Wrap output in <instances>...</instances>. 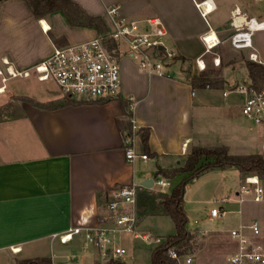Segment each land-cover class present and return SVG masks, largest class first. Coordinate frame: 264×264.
I'll return each instance as SVG.
<instances>
[{
	"label": "crops",
	"instance_id": "crops-1",
	"mask_svg": "<svg viewBox=\"0 0 264 264\" xmlns=\"http://www.w3.org/2000/svg\"><path fill=\"white\" fill-rule=\"evenodd\" d=\"M72 1L87 14L101 16L108 30L117 17L136 20L141 29L149 18L158 17L167 30L164 45L181 57L174 61L181 60L182 65L177 72H172L170 65V74H158L141 69L123 55L122 83L116 97L84 98L86 101L46 107L44 104L55 100L54 96L24 94L29 99L18 102L17 113L0 112V251L12 257L15 264L17 259L32 257H50L55 264L54 246L66 243L54 234L79 226L82 233L74 235L73 240L76 236L83 239L86 228L107 220L108 202L116 187L142 183L153 173L156 176L158 167L183 165L188 149L194 145L225 146L229 150L224 141L226 129H240L239 119H248L241 112L245 95L237 92L243 100L236 102L231 96L235 92L223 93L233 75L222 78L223 85L193 87L186 67L190 66V73L196 76L195 70H200L197 59L203 58L207 65L219 57L221 63L216 68L237 59L229 57L227 49L216 50L230 42L227 33L235 17L264 20V9L252 0H211L212 8H205L206 0ZM115 6L117 14L109 11ZM42 20L49 28L43 27ZM212 31L219 42L207 49L204 37ZM98 34L93 27L70 24L62 11L37 18L25 0H0V68L4 59L16 68H27L48 56L55 45L80 43ZM253 44L257 62L264 65V28L254 31ZM250 51L237 49L246 59ZM6 89L7 85L0 93ZM7 101H1L0 106ZM129 110L131 115L127 114ZM130 130L135 150L147 153L148 159L128 161L125 148ZM145 130L147 146L143 142ZM256 143L262 151L240 154L264 152V138L259 137ZM153 189L143 188L138 199L141 192ZM251 203H241L242 219L258 216L264 232V214L249 213ZM237 210L230 212L239 218Z\"/></svg>",
	"mask_w": 264,
	"mask_h": 264
},
{
	"label": "built area",
	"instance_id": "built-area-1",
	"mask_svg": "<svg viewBox=\"0 0 264 264\" xmlns=\"http://www.w3.org/2000/svg\"><path fill=\"white\" fill-rule=\"evenodd\" d=\"M117 10L118 7L115 6L109 11L117 14ZM232 24L235 31L230 35L231 45L236 49H251L249 59L258 61V54L253 44V33L258 28H264V20L255 18L240 20L235 17ZM166 33L167 30L158 17L149 18L147 26L142 29L136 20L117 17L114 27L105 34H98L80 43L55 45L48 56L27 68H16L4 59V66L0 68L3 82L0 89H5V83L9 77L35 75L41 81L54 80L63 93L75 98L110 99L116 97L122 83L120 59L124 54L135 60L145 71L170 74L169 66L177 54L164 45L163 38ZM204 41L207 49H211L219 42V39L209 42L208 35H206ZM213 62L219 65L221 60L219 57H214ZM196 63L200 70L207 66L203 58L197 59ZM230 92L245 95L241 107L242 114L264 127V87L258 90L246 82H240L223 93L227 95ZM125 154L130 162H134L137 158L142 160L149 158L147 153H138L135 150L132 145V136L126 139ZM154 183L162 186L170 184L163 177L157 178ZM143 188L145 186L142 183L132 182L114 189L108 202L110 217L114 224L109 226L100 223L97 226L86 228L83 232L84 248L88 245L98 246L101 247L104 256L111 253L113 257H119L125 251L122 247L110 248L106 244L111 241L110 233L117 230H135L137 226L136 205L138 195ZM231 199L240 203L247 201L264 203V179L256 174L244 176L243 183L235 192V197L228 194L213 200L215 205L209 209V216L212 218L225 216L231 210L226 209L224 204ZM235 215L242 219V210H237ZM228 230L234 241V248L227 254L225 264H264V243L261 239L263 222L258 216L251 217L248 222L242 219ZM81 233L82 228L77 226L67 233L54 234V236L58 235L62 243H67L73 240L74 235ZM135 235L146 241L162 242L161 236H153L146 232H136ZM12 249L13 251L18 250V248ZM170 255L179 260L182 254L171 249ZM185 261L190 263L192 258L187 257ZM64 264H74V262L68 259Z\"/></svg>",
	"mask_w": 264,
	"mask_h": 264
},
{
	"label": "rangeland",
	"instance_id": "rangeland-1",
	"mask_svg": "<svg viewBox=\"0 0 264 264\" xmlns=\"http://www.w3.org/2000/svg\"><path fill=\"white\" fill-rule=\"evenodd\" d=\"M251 2L264 9V0H252ZM223 11L224 7L221 6L219 12L222 13ZM234 31L235 27L231 26L227 35H231ZM24 40L26 41V39ZM24 40H22V42ZM22 42H18L17 44L19 45ZM221 49H227L230 52L229 57H235L237 59L233 62L229 61L231 63L226 64L228 67L219 66L222 70L221 72H212L211 74L218 78H224L225 80L229 78L230 75H233L230 79L233 85L229 82L228 88L240 83L238 82L239 80L242 82H249L247 68L245 67L246 56L237 52V49H234L229 41L222 44V46H218L216 51L219 52ZM123 57L129 56L126 55ZM129 58L132 59L131 57ZM238 61L239 63H237ZM137 65L140 67L138 63ZM181 65V60L173 61L171 63V71L177 72ZM207 66L210 69L216 68L213 61L207 62ZM186 68L187 75H192L193 72L190 73V66ZM199 71L200 70L196 69L195 74L198 75ZM237 78H239V80ZM2 84L3 82L0 76V85ZM5 84L7 85V89L5 92L0 93V102L9 101L0 106V112L6 115H13L18 112V102L23 99L24 94L39 98L51 95L56 98L55 101L57 102L64 101L67 97L54 80L48 79L41 81L35 75L9 77ZM231 96L235 97L234 101L236 102L243 100V95L237 92L232 93ZM195 108L196 128H198L200 127L198 124L200 112L198 106ZM209 121L211 122L210 126H215L212 118H210ZM238 125L240 129L235 128V126L226 129L227 134L224 137V141L229 145L228 151L236 154L262 151L261 147H258L256 140L259 137L264 138V127L254 123L249 118L239 119ZM223 129L225 131V128ZM191 148L192 147L188 149L187 154L191 151ZM151 177L154 181L159 177H163L170 182L167 186H162L157 183L153 184V192L157 198L163 193L171 192L172 188L183 179L179 174L172 178H167L165 176H154L153 173ZM242 183L243 177L239 170L236 167H229L226 169H209L200 174L189 184L185 191L184 205L189 218L188 225L194 237L190 246L187 247L186 252L177 260L178 264H225L227 254L234 248V241L228 229L239 223L241 219L240 217H235L231 212H228L223 217L212 218L209 216L208 211L215 205L213 202L215 198L228 194L235 197V191ZM240 206H242V204L234 199L224 204V207L228 210H237ZM248 209L250 210L248 212L254 215L264 214V203H251ZM136 211H138L137 205ZM108 215L107 220L102 223L112 226L114 221L110 217V210ZM195 219L198 221L195 222ZM250 219L251 217L246 218L244 221L248 222ZM136 225L135 230H117L114 233H110L111 241L106 244L107 247L112 248L114 246H119L125 250L119 257H113L111 253L104 256L101 247L98 246L92 247L88 245L84 248V238L82 239L76 236L74 240L66 244H57L54 246L53 251L54 254H56L55 264H64L68 259L73 260L74 264H112L117 261L127 264H149L151 263L154 248L158 244H161L166 236L174 234L176 232V227L171 216L160 213L142 216L137 212ZM136 232H146L153 236H161L162 242L156 243L154 241H146L142 237L136 236ZM261 239L264 243V232ZM48 253L50 256V248H48ZM187 257L192 258L190 263H186L185 259ZM0 264H15V262L12 257L8 258L6 252L0 251Z\"/></svg>",
	"mask_w": 264,
	"mask_h": 264
},
{
	"label": "trees",
	"instance_id": "trees-1",
	"mask_svg": "<svg viewBox=\"0 0 264 264\" xmlns=\"http://www.w3.org/2000/svg\"><path fill=\"white\" fill-rule=\"evenodd\" d=\"M30 6L33 14L37 18L46 17L54 11H62L68 22L75 26H86L95 28L99 34H105L108 27L104 19L99 15H90L84 12L72 0H25ZM52 39H56L53 34H50ZM179 57V56H178ZM177 56L175 58H178ZM181 58V57H179ZM245 66L248 72L249 84L255 89L264 87V65L260 62L245 59ZM212 72H221V68L210 69L206 67L200 70L196 76L189 75L193 87H214L223 85L222 78L213 76ZM64 101L52 100L44 105L46 107H56L67 103H78L86 101V99H76L69 94ZM28 100V97H23ZM131 115V110L127 112ZM132 126V125H131ZM132 136V131L128 134ZM143 142L148 145V130L143 133ZM236 167L242 177L256 174L261 179H264V153H249V154H232L225 146H202L194 145L191 151L187 154L185 162L179 167L172 169H164L158 167L157 175L166 177H174L179 172L187 173L183 179L177 183L169 193H163L158 198L153 190L141 192L137 203V212L139 215L146 214H166L171 216L174 221L176 232L165 237L161 244H158L153 252L151 263L149 264H178L177 260L170 255L171 249H175L179 254H184L187 247L190 246L194 237L193 232L189 228V218L184 209V198L187 185L203 172L213 169ZM147 190V189H146ZM158 199V200H157ZM127 264L125 262L112 264ZM16 264H53L50 257H32L17 259Z\"/></svg>",
	"mask_w": 264,
	"mask_h": 264
},
{
	"label": "bare ground",
	"instance_id": "bare-ground-1",
	"mask_svg": "<svg viewBox=\"0 0 264 264\" xmlns=\"http://www.w3.org/2000/svg\"><path fill=\"white\" fill-rule=\"evenodd\" d=\"M204 6H205V8H212V1L211 0H206V2L204 3ZM41 22H42L44 28H46V29L49 28L48 23L46 22V20H42ZM213 39L215 41L218 40V38L216 36V33L212 31L208 35V40H209V42H211V41H213ZM2 90L3 89H0V91H2Z\"/></svg>",
	"mask_w": 264,
	"mask_h": 264
},
{
	"label": "water",
	"instance_id": "water-1",
	"mask_svg": "<svg viewBox=\"0 0 264 264\" xmlns=\"http://www.w3.org/2000/svg\"><path fill=\"white\" fill-rule=\"evenodd\" d=\"M142 184L145 186V187H152L153 184H154V180L152 177L148 178V180L142 182Z\"/></svg>",
	"mask_w": 264,
	"mask_h": 264
}]
</instances>
